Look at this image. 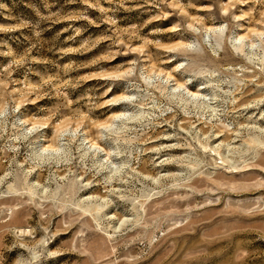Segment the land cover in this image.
<instances>
[{"label":"rangeland","instance_id":"obj_1","mask_svg":"<svg viewBox=\"0 0 264 264\" xmlns=\"http://www.w3.org/2000/svg\"><path fill=\"white\" fill-rule=\"evenodd\" d=\"M0 264H264V0H0Z\"/></svg>","mask_w":264,"mask_h":264},{"label":"bare ground","instance_id":"obj_2","mask_svg":"<svg viewBox=\"0 0 264 264\" xmlns=\"http://www.w3.org/2000/svg\"><path fill=\"white\" fill-rule=\"evenodd\" d=\"M194 96H196V97H197V95H194Z\"/></svg>","mask_w":264,"mask_h":264}]
</instances>
